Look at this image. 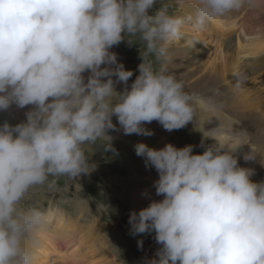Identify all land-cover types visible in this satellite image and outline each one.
<instances>
[{
    "label": "clouds",
    "instance_id": "1",
    "mask_svg": "<svg viewBox=\"0 0 264 264\" xmlns=\"http://www.w3.org/2000/svg\"><path fill=\"white\" fill-rule=\"evenodd\" d=\"M156 4L0 0V112L32 106L24 122L0 125V264H36L34 249L49 215L21 202L37 187L54 190L57 178L75 183L90 174L95 164L86 146L106 140L105 151L112 150L113 117L125 135L144 136L153 134L144 127L153 121L169 132L199 121L203 138L214 141L206 147L202 141V154H193V145H134L157 172L153 187L163 197L129 215L133 236L154 232L161 246L147 264H264V181L253 182L254 170L237 159L244 145L252 151L243 159L255 158L252 133L222 104L187 91L183 80L163 65L156 70L147 58L155 53L172 62L167 44L180 41L186 28L202 33L244 11L264 16V0H191L187 15L153 10ZM125 33H139L144 44L130 87L133 71L110 51ZM244 83L238 78L233 88L238 92ZM221 114L227 123L205 131L204 124Z\"/></svg>",
    "mask_w": 264,
    "mask_h": 264
},
{
    "label": "rangeland",
    "instance_id": "2",
    "mask_svg": "<svg viewBox=\"0 0 264 264\" xmlns=\"http://www.w3.org/2000/svg\"><path fill=\"white\" fill-rule=\"evenodd\" d=\"M174 4L176 3L172 0H157V4L153 10H155V8L167 7L168 12L171 15L176 11V5ZM256 16L257 14L255 13L244 11L241 13V15L235 18L234 21L237 22L236 28L240 29L243 41L246 38V40H249L255 37L261 38L262 41H264V16ZM251 23L254 25L252 26ZM184 31V35L188 34L186 29ZM174 42L175 41L167 44L168 49H173V51H176L174 47H180L182 44H185L183 38L176 44ZM200 45L201 43L198 41V43L194 46V49L201 48L206 49L207 52H211L209 49H207L208 47ZM211 45L212 44H209V47H211ZM143 50L144 44L140 39L139 33L136 35L125 33V39L119 45L114 46L110 50L117 54L118 63H122L125 67V70L133 71V76L128 81L129 87L131 83L134 82L136 76L139 75L138 65L142 62L141 52ZM212 50L214 49L212 48ZM147 58L152 61L156 70H159L162 65L164 67L166 66V62L163 59H157L155 53L150 54ZM250 61H252L251 58L248 60L244 59V63ZM244 63H242V67ZM84 75L87 77L88 73H84ZM254 75L252 73V67H246L244 70L241 69V77H243V80L248 85L249 78ZM256 76H260V79L256 80L254 89H251L256 95L261 97V94L258 92L257 88H264V82H262V79H264V69L260 70L259 74ZM123 88V84H117L116 91L120 92L123 90ZM224 88H228L229 90L230 105L233 107L235 98L234 94L230 91L231 85L225 84ZM247 88L249 89L250 87ZM202 115L204 116L205 114ZM25 120L26 116L17 117L13 115L11 111L0 112V125H2L5 121L11 125H16L24 122ZM112 122L114 125H116L117 129L109 130L108 132L110 137L109 143L111 144L112 150L105 151V147L107 146L106 140H97L95 143L86 146L85 154L87 156H91L90 159L95 164V169L86 176L81 174V176L75 181V183H78L81 186L80 192L77 193L74 182L68 181L66 178L61 177L57 178L56 188L54 190H49L46 186L37 187L33 189L35 191L32 190L29 197L21 203L26 207H31L35 204L42 209L50 210L48 212H53L52 214L56 218H58L61 214L59 213L61 210H65L69 214L74 215L75 210L73 207L77 206L80 208L84 204L86 208H92L93 211H97L96 214L98 213V216L95 218L100 223L99 226L102 227L103 232H100L99 234V230L92 226V223H88L87 227L92 226V229L88 231L84 228L86 226V223L84 222L85 224H83L82 233L79 234L81 239L82 235H84L85 240L91 242L95 241L96 238L98 239L101 236L103 239L100 241V243L105 242L110 248V254H106V256H112L113 258L115 257L118 264H147L148 260L155 258V253L161 246L156 243L154 239V232L151 234L146 233L133 236L130 232L131 226L129 224L128 218L130 213L136 212V210L133 209L134 206L139 205L140 211L144 208V205L148 204L147 202L143 203V197L140 198V195L144 196L147 194L148 198H145L147 201L149 200V197H152L155 201H159L163 197L157 196L155 194V188L153 187L154 181L158 179L157 172L151 165L146 167L145 158L136 155L134 145L143 143L149 148L157 150L163 148L165 144H172L176 148H183L186 145H193V154H202L204 150V148L200 147L202 141L205 147L213 144V142L203 138V132L199 129V121H197L194 125L190 122L184 128L179 130H173L171 132L164 131L163 136H165L167 133V138L164 137L166 140L165 144L159 143L158 139L161 140L162 138L156 135H125L123 132H121L123 130L120 129L115 117L112 118ZM153 123L154 122L148 124V129L151 130L152 133L157 134ZM195 125H197L198 128H196ZM208 129V127H204L205 131ZM242 151L243 148L240 150V153L237 154V159L239 166L244 167L243 161L240 158ZM254 179H252L253 182L264 181V176L262 177L257 173ZM147 192H149L152 196H150ZM125 195H129L130 197L132 195L133 196L129 201ZM122 196L125 200L123 202L121 201ZM78 197L82 200H85V202H81L79 205L80 200ZM42 199H44V202H42ZM136 213H138V211ZM84 215L86 216L85 213H83L81 216L79 215L78 220L72 218V216L63 215L62 217L70 225L74 226L79 224L78 226L82 227L80 218L83 220L85 217ZM91 220L92 219H90V221ZM96 232L99 235L96 234L94 237L93 235ZM138 240L143 241L142 248H138Z\"/></svg>",
    "mask_w": 264,
    "mask_h": 264
},
{
    "label": "bare ground",
    "instance_id": "3",
    "mask_svg": "<svg viewBox=\"0 0 264 264\" xmlns=\"http://www.w3.org/2000/svg\"><path fill=\"white\" fill-rule=\"evenodd\" d=\"M172 1L176 3L174 4L176 5V11L173 14L187 15L189 13L190 9L187 7V3H190L191 0H186V5L184 7L177 6V0ZM241 13L227 20L213 23L202 33L194 32L190 27L186 28L188 34L183 37L185 44H182L180 47L175 45L176 47L174 48L176 51L168 49L172 62L165 61V67L168 72L175 74L179 79L184 81L187 91L204 93L218 104H222L224 113H227L228 116L235 120L242 121L240 126L249 128L251 133L253 132L251 146L255 149L257 154L254 159L245 161L243 156L250 153L252 149L249 145H244L242 147L243 151L241 152L240 158L242 159L245 168L254 170L255 175L251 177V179H254L257 173L262 177L264 176V98L256 95L246 83L243 85L244 88L238 92L233 88V85L238 78L243 80V77H241V69L244 70L246 67H252L253 75L259 74V71L264 69V41L257 37L249 40H246V38L243 41L240 29L236 28L237 22L234 21L237 16L241 15ZM256 17H258V15ZM251 24L252 26L254 25L253 23ZM220 38L226 40L231 39L228 46L232 45L234 41L237 42L236 55L238 57L234 59L226 56L221 57L209 47V44L214 43V46L219 42ZM198 41L201 43L200 46L208 47L207 49L211 52H207L206 49L201 48L194 49V46ZM177 42L178 41H175L174 43L176 44ZM249 58H251L252 61L244 63V59L248 60ZM242 63H244L243 67ZM225 84L231 85L230 91L234 94L235 98L233 107L230 105L229 90L228 88H224ZM247 87L250 88L248 89ZM31 108L32 106H26L25 108L20 109L13 105L8 111H11L13 115L19 117L26 116V112ZM206 116L207 114L204 115V117ZM218 119L219 120L213 117L211 122H206L204 124V127L209 128L207 131L218 127L220 123H227L225 116L222 114L219 115ZM153 122L157 134L153 133L152 135L162 138L161 140L157 139L159 143L165 144L166 140L164 137H166L167 133L165 136H163V134L166 130H164L158 122ZM144 126H147V129L149 127L148 124H145ZM195 126L198 128L197 125ZM199 129L202 131L201 128ZM208 140L214 143L213 140ZM147 193L152 196L149 192ZM147 196V194L139 196L140 198L143 197V203H148L147 205H144V208L154 200L152 197H149L148 201L145 200ZM131 197L129 195L127 196L129 201L131 200ZM121 201H125L123 196ZM42 202H44V199H42ZM80 203L81 201H79V205ZM73 208L75 210L74 215L69 214L65 210H61V212H59L61 214L58 218L52 214L53 212H48L49 226L46 232L39 238V246L34 249L36 264H118L115 257L106 256V254H110V248L105 242L100 243L103 239L101 236L91 242L85 240L84 235H82V239L79 236V234L82 233L83 224L85 223L86 226L84 228L88 231L94 226L99 230V234L100 232H103L102 227L99 226L100 223L95 218L98 216V213L96 214L97 211H93L92 208H86L84 204L80 208L77 206H74ZM133 209H135L136 212H139V205L134 206ZM83 213H85L86 216L84 215L85 217L83 220L80 218L82 227L78 226L79 224L74 226L70 225L62 217L63 215L72 216V218L78 220V216H81ZM90 219L92 220L90 221ZM88 223H92L93 225L87 227ZM96 234L98 233L96 232L92 235L95 237Z\"/></svg>",
    "mask_w": 264,
    "mask_h": 264
}]
</instances>
